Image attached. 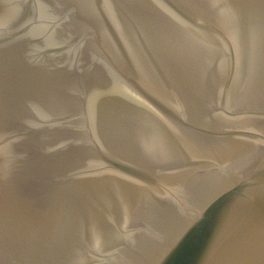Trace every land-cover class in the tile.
Segmentation results:
<instances>
[{
    "label": "water",
    "instance_id": "1",
    "mask_svg": "<svg viewBox=\"0 0 264 264\" xmlns=\"http://www.w3.org/2000/svg\"><path fill=\"white\" fill-rule=\"evenodd\" d=\"M0 264H264V0H0Z\"/></svg>",
    "mask_w": 264,
    "mask_h": 264
}]
</instances>
